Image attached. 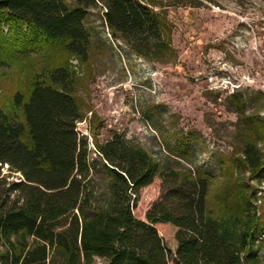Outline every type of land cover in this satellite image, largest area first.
Here are the masks:
<instances>
[{
    "label": "trees",
    "instance_id": "trees-1",
    "mask_svg": "<svg viewBox=\"0 0 264 264\" xmlns=\"http://www.w3.org/2000/svg\"><path fill=\"white\" fill-rule=\"evenodd\" d=\"M98 4L112 36L136 55L172 50L148 0H0V63L55 43L86 62L85 22ZM76 85L75 73L56 63L0 100V264H260L255 246L264 216L252 212L255 192L235 178L218 193L214 212L203 176L197 210L173 212L156 202L139 219L140 192L160 178L156 162L121 139L95 141L107 198L93 205L88 142L76 131L83 119ZM252 150H245L247 170L264 177V155ZM4 169L19 181L8 182Z\"/></svg>",
    "mask_w": 264,
    "mask_h": 264
},
{
    "label": "rangeland",
    "instance_id": "rangeland-1",
    "mask_svg": "<svg viewBox=\"0 0 264 264\" xmlns=\"http://www.w3.org/2000/svg\"><path fill=\"white\" fill-rule=\"evenodd\" d=\"M148 3L166 25L171 51L136 55L112 36L98 4L85 22L86 62L55 43L0 63V100L26 90L43 68L64 63L77 78L74 96L83 119L76 131L88 142L93 205L107 198L94 142L118 138L146 152L159 169L160 178L140 192L135 217L144 219L156 202L173 212L197 210L203 176L207 210L216 211L218 193L235 178L255 192L252 212L264 216V177L245 165L246 149L264 155V0ZM3 174L19 181L18 174ZM260 240L255 247L264 264V233Z\"/></svg>",
    "mask_w": 264,
    "mask_h": 264
},
{
    "label": "water",
    "instance_id": "water-1",
    "mask_svg": "<svg viewBox=\"0 0 264 264\" xmlns=\"http://www.w3.org/2000/svg\"><path fill=\"white\" fill-rule=\"evenodd\" d=\"M5 168H7V166H5Z\"/></svg>",
    "mask_w": 264,
    "mask_h": 264
}]
</instances>
